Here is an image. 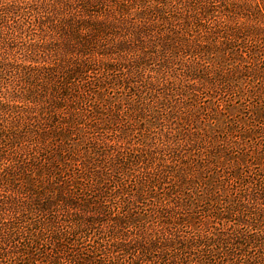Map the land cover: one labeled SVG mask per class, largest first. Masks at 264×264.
Wrapping results in <instances>:
<instances>
[{"label":"trees","instance_id":"16d2710c","mask_svg":"<svg viewBox=\"0 0 264 264\" xmlns=\"http://www.w3.org/2000/svg\"><path fill=\"white\" fill-rule=\"evenodd\" d=\"M0 264H264V0H0Z\"/></svg>","mask_w":264,"mask_h":264}]
</instances>
